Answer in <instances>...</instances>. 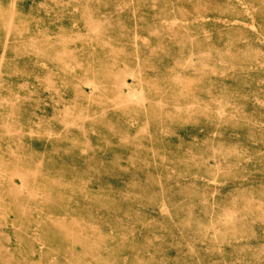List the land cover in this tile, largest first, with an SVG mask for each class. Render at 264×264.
<instances>
[{
    "label": "rangeland",
    "instance_id": "rangeland-1",
    "mask_svg": "<svg viewBox=\"0 0 264 264\" xmlns=\"http://www.w3.org/2000/svg\"><path fill=\"white\" fill-rule=\"evenodd\" d=\"M0 264H264V0H0Z\"/></svg>",
    "mask_w": 264,
    "mask_h": 264
},
{
    "label": "bare ground",
    "instance_id": "bare-ground-1",
    "mask_svg": "<svg viewBox=\"0 0 264 264\" xmlns=\"http://www.w3.org/2000/svg\"><path fill=\"white\" fill-rule=\"evenodd\" d=\"M134 36H135V35H134ZM135 38H136V37H135ZM141 39H142V38H141ZM142 41H143V40H142ZM144 42H145V41H144ZM130 75H131V74H130ZM131 77H132V76H131ZM124 82H125V81H124ZM88 85H89V84H88ZM133 90H136V88L133 89ZM140 91H141V90H140ZM134 92H135V91H134ZM136 92H137V91H136ZM138 94H140L139 91H138ZM138 94L135 93V96H137ZM141 94H142V93H141ZM141 94H140V95H141ZM128 96H130V94H128ZM138 96H139V95H138ZM139 97H140V96H139ZM139 97H138V98H139ZM141 97H142V96H141ZM141 97H140V98H141ZM129 98H130V97H129ZM138 98H136V99H138ZM130 99H131V98H130ZM141 99L143 100V97H142ZM138 100H140V99H138ZM129 101H130V100H129ZM140 101H141V100H140ZM188 105H189V104H188ZM190 105H191V104H190Z\"/></svg>",
    "mask_w": 264,
    "mask_h": 264
}]
</instances>
